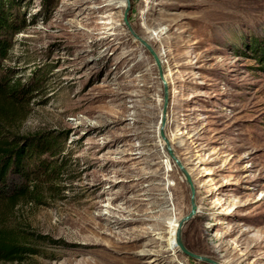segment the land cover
Segmentation results:
<instances>
[{"label": "rangeland", "instance_id": "obj_1", "mask_svg": "<svg viewBox=\"0 0 264 264\" xmlns=\"http://www.w3.org/2000/svg\"><path fill=\"white\" fill-rule=\"evenodd\" d=\"M120 1L19 0L25 22L2 66L11 81L41 80L10 127L59 135L63 168L6 210L32 253L0 264H199L168 245L189 189L158 142L162 85ZM129 6L161 62L163 131L195 189L185 247L264 264V63L251 49L264 43V0Z\"/></svg>", "mask_w": 264, "mask_h": 264}, {"label": "trees", "instance_id": "obj_2", "mask_svg": "<svg viewBox=\"0 0 264 264\" xmlns=\"http://www.w3.org/2000/svg\"><path fill=\"white\" fill-rule=\"evenodd\" d=\"M18 3L19 0H0V262L18 261L24 254L32 253L21 242L25 236L6 226V210L27 194L47 186L63 168L58 160L62 150L59 135H20L10 127L12 109L23 105L41 80L33 72L27 82L11 81L8 70L2 66L13 35L22 30L25 22ZM251 49L264 63V43L254 40Z\"/></svg>", "mask_w": 264, "mask_h": 264}, {"label": "water", "instance_id": "obj_3", "mask_svg": "<svg viewBox=\"0 0 264 264\" xmlns=\"http://www.w3.org/2000/svg\"><path fill=\"white\" fill-rule=\"evenodd\" d=\"M129 13H130L129 0H123L122 13H121L122 25L127 31V33L133 39H135L151 56V58L153 59V63L157 70L158 79L160 80L161 85H162V107L160 111L158 125L156 128L158 142L161 144V149L165 152L166 158L170 160L173 163V165L176 167V169L180 172V174L182 175L184 179V182L186 183L189 189V211L186 215H184L177 222V225L175 227V231L173 234L174 245L176 247V251L180 253L181 255L185 256L186 258L199 262L201 264H222L214 259H211L208 256L199 255V254L189 251L185 247L182 241V237H181L182 227L187 222H189L197 213V205L195 202V189H194L193 182L191 180L189 173L187 172L185 167L182 165L180 160L177 158V156L174 154L171 148L170 142L166 138L164 131H163L164 126H165L166 109H167V104H168V93H167V83L165 81L161 62L157 54L152 49V47L144 39L139 37L130 27L128 23Z\"/></svg>", "mask_w": 264, "mask_h": 264}, {"label": "bare ground", "instance_id": "obj_4", "mask_svg": "<svg viewBox=\"0 0 264 264\" xmlns=\"http://www.w3.org/2000/svg\"><path fill=\"white\" fill-rule=\"evenodd\" d=\"M121 2V1H120ZM120 5V4H119ZM123 5V2H121V6ZM166 80V79H165ZM170 238H169V241H168V245H169V248H176L175 245H174V239H173V234H174V231H175V227L177 225V222L176 220L173 221L172 223H170Z\"/></svg>", "mask_w": 264, "mask_h": 264}, {"label": "built area", "instance_id": "obj_5", "mask_svg": "<svg viewBox=\"0 0 264 264\" xmlns=\"http://www.w3.org/2000/svg\"><path fill=\"white\" fill-rule=\"evenodd\" d=\"M152 0H138L140 7H148L151 4Z\"/></svg>", "mask_w": 264, "mask_h": 264}]
</instances>
